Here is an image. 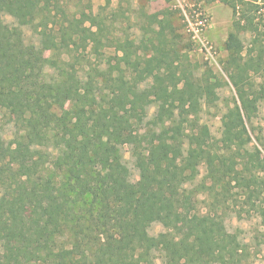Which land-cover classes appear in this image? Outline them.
Instances as JSON below:
<instances>
[{"label": "trees", "instance_id": "obj_1", "mask_svg": "<svg viewBox=\"0 0 264 264\" xmlns=\"http://www.w3.org/2000/svg\"><path fill=\"white\" fill-rule=\"evenodd\" d=\"M221 2L232 11L222 67L237 123L213 139L200 119L221 82L194 74L174 49L168 14H145L148 49L139 52L92 15H65L59 0H0V264H252L225 217L254 214L264 245V133L253 128L264 32L254 3ZM22 24L37 43L25 42ZM87 40L95 54L114 42L115 59L85 82L66 54ZM154 223L164 228L155 236Z\"/></svg>", "mask_w": 264, "mask_h": 264}, {"label": "rangeland", "instance_id": "obj_2", "mask_svg": "<svg viewBox=\"0 0 264 264\" xmlns=\"http://www.w3.org/2000/svg\"><path fill=\"white\" fill-rule=\"evenodd\" d=\"M63 6L64 14L69 17L84 20L85 16H94L97 23L104 24V31L107 37L117 42H131L135 47H140L139 52L148 48L141 46V41L148 37L145 32L149 29L150 20L145 14L163 13L168 14L171 26L175 30L177 44L174 49H178L185 54L191 65L192 71L199 77L211 74L220 80L221 86L217 91L218 100L210 106L203 108L201 113V123L208 126L213 139H217L222 127L232 121L237 123L233 112L234 90L232 86V76L222 67V62L226 58L224 42L227 35L232 30V11L221 0H59ZM254 3L257 11H254L253 19L264 32V0H245ZM58 21L63 16L58 14ZM7 22L16 23L14 19L7 18ZM24 40L26 43L36 42V33L29 27L22 24ZM89 27V23H85ZM96 31V26L91 28ZM240 38L245 47H248L250 37L248 34L240 33ZM78 43V42H77ZM108 47V43L99 48V53L95 54L92 43L87 40V45L78 43L70 47L66 54L67 59L74 63L80 78L89 81L88 73L92 68H108L107 61L115 59V48ZM154 108H151V115ZM5 127L4 140L10 141L12 131L10 124ZM10 125V126H9ZM247 128L250 130L251 126ZM255 133H264V102L259 104L258 113L253 120ZM123 162L129 170L128 182L138 180V173L133 167V160L129 149L124 147L121 150ZM264 156V153L262 152ZM103 156V155H102ZM105 157V156H104ZM227 231L237 233L253 253L252 264H264V245L255 241L259 230V220L254 214H248L243 219H238L233 214L225 217ZM164 228L159 223L152 224L148 233L157 235L163 232Z\"/></svg>", "mask_w": 264, "mask_h": 264}]
</instances>
